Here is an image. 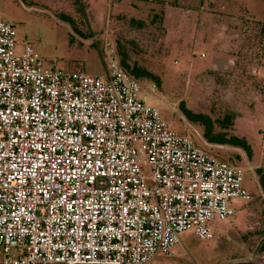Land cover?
<instances>
[{
	"label": "built area",
	"instance_id": "obj_1",
	"mask_svg": "<svg viewBox=\"0 0 264 264\" xmlns=\"http://www.w3.org/2000/svg\"><path fill=\"white\" fill-rule=\"evenodd\" d=\"M105 47V78L46 67L0 19V264H156L252 199Z\"/></svg>",
	"mask_w": 264,
	"mask_h": 264
},
{
	"label": "rangeland",
	"instance_id": "obj_2",
	"mask_svg": "<svg viewBox=\"0 0 264 264\" xmlns=\"http://www.w3.org/2000/svg\"><path fill=\"white\" fill-rule=\"evenodd\" d=\"M132 18L135 21H132ZM0 19L17 31L18 51L30 45L45 66L107 75L105 46L160 76L139 78L142 98L199 145L246 167L251 200L214 223L215 235L179 234L156 264H264V0H0ZM140 21H143L140 27ZM183 106L209 114L215 132L247 140L252 157L232 145H209L204 126Z\"/></svg>",
	"mask_w": 264,
	"mask_h": 264
},
{
	"label": "trees",
	"instance_id": "obj_3",
	"mask_svg": "<svg viewBox=\"0 0 264 264\" xmlns=\"http://www.w3.org/2000/svg\"><path fill=\"white\" fill-rule=\"evenodd\" d=\"M132 21H135V19L132 18ZM139 23L141 25L140 27H142L144 22L140 21ZM122 54H123L122 58L120 57L121 64L132 75H134L137 78H150V79H154L158 83L160 82L159 75L155 74L144 65H140L138 63L131 64L128 55H126L124 51H122ZM183 113L190 120L198 122L204 126L202 138L207 144L211 146L221 144V145H232V146L240 147L245 151V153L249 158L252 157V150L249 144L247 143V140L238 134H229L226 131V129H228L230 126L234 124L233 115L226 116L224 120L226 125L223 126L224 130L215 132V120L209 114L203 112H196L186 108L185 106H183ZM257 174H259L260 176V184L262 189L264 190V170L262 167L257 168Z\"/></svg>",
	"mask_w": 264,
	"mask_h": 264
}]
</instances>
